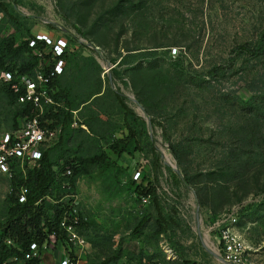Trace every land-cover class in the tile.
<instances>
[{
  "label": "rangeland",
  "instance_id": "374dc122",
  "mask_svg": "<svg viewBox=\"0 0 264 264\" xmlns=\"http://www.w3.org/2000/svg\"><path fill=\"white\" fill-rule=\"evenodd\" d=\"M0 5L18 18L13 25L0 10V43L12 37L21 46L46 34L71 44L58 87L69 95L61 116L71 119L59 121L55 170L102 152L114 164L103 174L99 165L81 162L80 175L64 180L78 197L88 247L81 258L68 243L50 247L44 264L67 251L79 264H226L207 222L199 239L198 217L233 211L247 264H264V53L256 52L264 39V0ZM4 75L0 69V137L24 125L22 107L1 90ZM118 91L144 122L137 145L128 140ZM138 173L155 189L147 205L129 191ZM11 192L12 180L0 175V225ZM161 221L165 232L158 235Z\"/></svg>",
  "mask_w": 264,
  "mask_h": 264
},
{
  "label": "trees",
  "instance_id": "16d2710c",
  "mask_svg": "<svg viewBox=\"0 0 264 264\" xmlns=\"http://www.w3.org/2000/svg\"><path fill=\"white\" fill-rule=\"evenodd\" d=\"M0 10L5 13L13 25L18 24V18L8 6L0 5ZM32 41H36L37 45L35 47H31ZM48 48L50 47L47 43L38 41L36 36H32L30 41H25L21 46H17L16 40L12 37L0 43V69L5 73L9 72L14 75L13 82L3 80L1 90L7 95L12 104H19L22 107L18 112V117L24 119L32 117L36 110L31 104H21L19 102L20 97L24 94V88L15 89L14 86L18 83L17 79L26 75L35 77L38 71L50 76L58 60L61 59L66 63L70 51L61 58L54 59L52 53L49 55L43 53ZM243 49L250 52L247 47ZM256 52L264 53V39L256 47ZM26 53L31 54V60L26 59ZM41 53L42 57L39 56ZM216 71L217 69H214V72ZM63 74L53 77L50 82L51 95L56 105L50 107L42 121L45 123L50 120L49 126L51 129L59 128V121L62 118L66 121L71 119L70 113H63L61 116L64 108L63 102L69 99L68 93L58 88ZM116 98L124 110L125 124L129 131L128 140L130 143L137 145L143 138L142 127L144 122L126 103V97L120 91L116 93ZM62 136L63 131L58 145L44 154L40 168L28 171L27 178H24L20 169H14L13 191L10 196L12 206L6 221L0 225V264H16L11 262L13 259H17V261L24 260L25 264H44L42 259L25 260V254L30 250V245L33 242L41 247L50 245V236L57 233L62 244L66 243L64 232L60 229V222L67 207L61 200L68 193H72V190H66L62 185L65 182L64 180L68 179L65 176L67 168H71L74 175L78 176L81 173V162L83 164L99 165L103 174L114 167V164L108 160L107 154L102 152L100 155L85 161H80L77 158L69 159L64 167L62 166L61 172L56 171L57 164L52 161L51 154L60 145ZM71 178H73V175ZM71 184L72 189H74L75 182L71 180ZM148 184V175L140 173L138 179L131 181L129 191L136 196L138 195L141 201L144 197H150L151 199V196L155 194V189L150 185L148 186ZM21 186L28 187L30 190L28 200L24 204H21L17 197ZM49 211H52V217L48 215ZM143 225L144 222L140 227ZM159 227L158 235L165 232L162 221L159 222ZM9 241L12 242L11 245L8 244Z\"/></svg>",
  "mask_w": 264,
  "mask_h": 264
},
{
  "label": "built area",
  "instance_id": "2783aa9c",
  "mask_svg": "<svg viewBox=\"0 0 264 264\" xmlns=\"http://www.w3.org/2000/svg\"><path fill=\"white\" fill-rule=\"evenodd\" d=\"M40 42H46L52 50L54 59L61 58L70 51V42L64 38H52L46 34L36 36ZM37 45L36 41L31 42V47ZM42 57V53L39 54ZM65 62L58 60L54 71L50 76L42 71H38L35 77L21 76L18 83L14 86L19 90L24 88V94L20 97L21 104H31L34 106L36 113L32 117L24 119V125L18 131L5 133L0 137V175L14 178V169L22 171L24 178H27L29 170L40 168L44 154L50 149L56 147L60 141L62 133L61 128L51 129L50 120L45 123L42 121L50 107L55 106L50 88V82L53 77L62 75L64 72ZM5 81L13 82L14 75L5 73ZM73 171L71 168L66 169L65 176L71 177ZM140 173L136 175L138 179ZM13 191V189H12ZM30 190L28 187L21 186L17 194L19 202L24 204L28 200ZM62 203L67 206L63 218L60 222V229L64 232L66 243L75 251V256L81 258L88 247V241L82 234L81 227L84 220L79 211V200L74 194L66 195ZM143 205L150 203V197L142 198ZM211 232H215V246L218 250V256L226 264H247L249 250L238 232L239 216L233 211L225 213L217 218L209 214L205 217ZM12 242H8L11 245ZM62 242L57 233L50 236V245L41 247L33 242L30 250L25 254V260L42 259V253L50 247H60ZM63 248V247H62ZM68 251L61 256L54 264H79L75 263L73 258L68 255ZM17 261V259H15Z\"/></svg>",
  "mask_w": 264,
  "mask_h": 264
},
{
  "label": "crops",
  "instance_id": "0c3cea01",
  "mask_svg": "<svg viewBox=\"0 0 264 264\" xmlns=\"http://www.w3.org/2000/svg\"><path fill=\"white\" fill-rule=\"evenodd\" d=\"M198 219H199V223H198V228L200 229L199 230V232H198V237H199V239L201 238V234H202V231H201V225H203V224H201V223H204V222H206V221H204L203 220V218L199 215V217H198ZM203 227V226H202ZM204 232V231H203ZM204 236H205V234H204ZM197 244H199L198 242H197ZM201 254V253H200ZM221 260V259H220ZM222 261V260H221ZM223 262V261H222ZM224 263V262H223ZM193 264H196L195 262H193Z\"/></svg>",
  "mask_w": 264,
  "mask_h": 264
}]
</instances>
